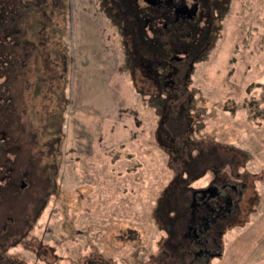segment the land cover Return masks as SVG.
Returning a JSON list of instances; mask_svg holds the SVG:
<instances>
[{"label":"rangeland","instance_id":"374dc122","mask_svg":"<svg viewBox=\"0 0 264 264\" xmlns=\"http://www.w3.org/2000/svg\"><path fill=\"white\" fill-rule=\"evenodd\" d=\"M114 1L0 0V264H264V0H199L208 47L169 97L130 57L162 20ZM213 170L246 190L192 259L180 218Z\"/></svg>","mask_w":264,"mask_h":264},{"label":"flooded vegetation","instance_id":"af4514ba","mask_svg":"<svg viewBox=\"0 0 264 264\" xmlns=\"http://www.w3.org/2000/svg\"><path fill=\"white\" fill-rule=\"evenodd\" d=\"M128 2L125 0L114 1L115 7L122 12H117L118 16L129 18L126 12L133 15L130 10L132 6ZM143 2L144 7L140 5L142 7L140 12L144 19H149V16H153L161 19L163 23L160 28H154L149 24L143 25L139 29L143 55L131 50L130 57L133 66L136 67L135 64H138L141 74L140 79L155 89L152 94H166L168 97L169 94H182L183 90L180 83L188 81L187 78L192 75L193 61L200 59L204 54L203 51L208 47L206 43H199V41H204L203 38H198L202 30L205 29L201 27V22L204 20L206 22V19L202 18L205 13V5L199 0H143ZM229 3L230 0H228ZM126 23L131 24V20ZM170 26L172 27L170 28ZM125 29H123V34L131 37L134 42L133 47H135L137 43H135L133 28L127 29V33L124 31ZM152 33L154 34L153 37L150 36ZM165 34L166 37H164ZM194 35H197L195 38L197 42L192 41L189 44L187 40L193 39ZM153 42H156L157 45L154 46ZM198 43L202 45L203 49L194 54L195 51L193 49L197 48L195 45ZM128 49L131 48L128 47ZM187 102L192 103V100L188 99ZM4 115L6 118V112ZM7 119L8 117L6 121ZM2 124L4 125L3 121L0 122V129H2ZM4 128L9 129V125L6 122ZM7 134L5 129L0 134L3 138L2 141L6 142L3 148L6 151L9 147L8 144L10 145L11 143L10 138H8L10 135ZM190 151L188 152L189 157L192 156ZM200 151V155L205 157L206 154L204 155L203 150ZM198 156L192 159L196 160ZM227 161L228 157L224 156V163ZM212 172L215 175L207 185L192 189L189 206H186L187 208L185 205L181 206L183 207L182 210L186 208L182 219L180 218L182 222H186V227L184 226L186 232H183L182 237L184 239L180 244H177V247L178 250L184 248V251L186 249L192 259L194 256L206 259L221 255L215 250L218 237L221 234L219 228H224L227 221H230L231 216L235 214L240 198L246 190L244 182H240V185L239 183H232L227 176L220 175L217 170ZM9 178L12 181L16 180V177L14 179L12 177ZM23 183L28 185L27 182L22 180L21 186Z\"/></svg>","mask_w":264,"mask_h":264},{"label":"trees","instance_id":"16d2710c","mask_svg":"<svg viewBox=\"0 0 264 264\" xmlns=\"http://www.w3.org/2000/svg\"><path fill=\"white\" fill-rule=\"evenodd\" d=\"M258 87H260L261 89H263L264 88V83H261L260 82V85L258 86ZM263 93H264V91H263ZM263 99V104H264V98H262ZM260 102H262V100H257V106H259L260 107ZM264 109V107L262 108V110ZM257 111H260L259 109H257V108H255L254 110H252V112H250L251 114H253L254 116H256V118H257V116L259 115V113H258V115H256V113L255 112H257ZM263 120H264V117H263ZM261 123V122H260ZM259 123V124H260Z\"/></svg>","mask_w":264,"mask_h":264},{"label":"water","instance_id":"95a60500","mask_svg":"<svg viewBox=\"0 0 264 264\" xmlns=\"http://www.w3.org/2000/svg\"><path fill=\"white\" fill-rule=\"evenodd\" d=\"M147 1H149V0H147ZM191 10H192V9H191ZM25 186H26V184H25V183H23L21 187H22V188H24Z\"/></svg>","mask_w":264,"mask_h":264}]
</instances>
